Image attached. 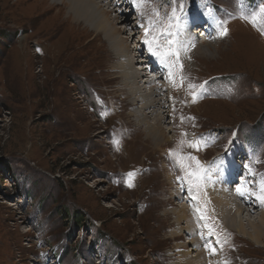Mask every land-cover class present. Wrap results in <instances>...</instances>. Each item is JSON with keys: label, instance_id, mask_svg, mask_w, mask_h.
I'll return each instance as SVG.
<instances>
[{"label": "rangeland", "instance_id": "374dc122", "mask_svg": "<svg viewBox=\"0 0 264 264\" xmlns=\"http://www.w3.org/2000/svg\"><path fill=\"white\" fill-rule=\"evenodd\" d=\"M180 2L184 15L218 12L227 33L206 41L218 45L213 58L196 57L187 77L181 72L178 97L169 96L181 107L162 123L172 140L156 149L129 116L140 110L110 70L117 60L94 15H76L80 0H0V264H182L179 243L189 240L198 260L189 264H264V240L224 226L204 188L228 148L247 159L242 175H253L240 176L238 188L257 191L264 181V0ZM174 6L147 0L140 16L153 23L129 41L154 37L182 54L172 30L161 34L176 21ZM209 20L220 37L221 22ZM198 169L199 178L188 175ZM181 205L185 216L176 214Z\"/></svg>", "mask_w": 264, "mask_h": 264}, {"label": "bare ground", "instance_id": "6f19581e", "mask_svg": "<svg viewBox=\"0 0 264 264\" xmlns=\"http://www.w3.org/2000/svg\"><path fill=\"white\" fill-rule=\"evenodd\" d=\"M80 1L83 11L76 13V15L78 16L80 14L82 19L87 18L85 13L94 15V18L99 25V27H97L99 29L98 34L104 37V41L107 44V49L111 53V57H114L117 60V63L112 64L113 67L110 70L113 71L115 69V71H117L116 74L118 73V75L121 77V90L127 94L128 100L133 106V112L136 111V107H138L140 110V112H134L135 114L130 113L129 116L136 118L134 125L138 128H141L142 131L146 133V138L152 141L153 146L156 149H161L163 145L169 143L172 140V138H170L171 136L166 134L172 131L170 130L172 127H169L167 132V128H164L162 123H164V119H166L167 116H170L175 108L181 107V104L176 102L173 103L169 99V96L178 97L180 88L173 86V82L169 79V71L167 72L165 68L168 67L167 65H174L172 69L173 80H175L176 83H179L181 72H183L187 77L188 73L192 70V67H194L196 64V62H194L196 57H200L202 59L207 58L210 60L215 56L217 50L215 47L218 45L206 41L214 40V42L217 43L218 39H221V36L223 35L217 37L212 33L215 27L212 29L213 23H211L209 20L200 25L204 19H208V16L205 15L201 16V18H198L196 12L193 14L184 15L186 18L183 17L181 20L180 28L176 27V21L168 23V25L161 30V34L172 30L173 33H170L172 34L170 38L174 37L175 41L181 42H178V45L183 48V53L178 54L175 50L164 46V44H160L158 46V51L162 54L161 58L165 64L162 66V64L156 60L155 56L149 52L148 45L144 43V38H140L138 41L134 40V42L132 41L133 43L130 42L135 35H141L142 33L145 34L146 30L148 31V27L150 25L149 23L143 25L145 17L142 18L140 16V9L135 7L136 4L134 3V0ZM58 3L61 4L62 2ZM98 3H101V5H98ZM127 9L131 12H135L137 15V17H135V19H137L136 22L131 20L128 15L129 13H126L129 12ZM142 11H144L142 16L145 15L148 17L150 15L149 11L145 8H142ZM106 12H111L110 14L114 16L113 20L115 23L110 21L108 22L109 19ZM214 13L217 15L218 21L221 22L219 13L216 11ZM118 23L123 24L122 32H120L118 26L115 25ZM126 24L131 26L130 33H127L128 26ZM169 24L172 25L171 28H169ZM208 25L211 26L208 27ZM220 25V29L223 31L224 27L222 22ZM183 27L184 29L182 30ZM191 29L195 33L196 30L200 31V37H204L205 42L200 43L198 40L194 39V32L189 31ZM153 38L154 37H152L151 40ZM155 47L156 46L154 45V48ZM172 53H177L179 55L178 63H176L175 56H173ZM181 61H183V63ZM179 63H182V69L178 68ZM177 74L179 75L176 76ZM176 91L178 92L176 93ZM138 104L139 106H137ZM168 123L170 124V122ZM234 138H236V135ZM234 151L235 149L231 150L228 148V153L223 154V158H221L222 160L218 163L220 168L219 170L217 168L215 170L216 182L214 179H212V177H210V175L213 176V172L210 173L211 168H209L208 175H205L204 180H206V185L204 188L208 195V203L215 213L221 218L224 226L235 230V232L237 231L243 238L250 240L253 244L263 245L264 204H262L260 200L257 199V195H264V193L260 192L261 182H254L255 186L258 184L256 187L258 192L253 190L254 187L248 188L247 192L245 191L244 196H241L236 192L238 185H235V183L236 181L239 183L238 178L242 176L245 179L253 175H242L243 167L246 164L244 161L247 159L244 158V155L240 157L242 152H240L239 157L237 156L238 154L235 156ZM247 156L248 155H246V157ZM255 179L257 180V178ZM173 196L175 199V205H177L178 199L181 201L183 199L182 197L178 196L177 193H174ZM190 197L191 202L195 200L193 199L195 198V194L193 192L192 194L188 193L187 200H189ZM195 203L193 210H197L196 207H199L197 201ZM185 209L186 206L181 205L177 208L176 214L180 215L179 213H181L183 215ZM254 210H256V212H254ZM253 213H259V215H257L255 219L245 217L243 218L244 214L251 217V214ZM183 216L180 217L185 220ZM192 217L200 221L198 210L194 211ZM205 231L206 233L204 234L209 236V231L207 229H205ZM180 232L178 235H181ZM190 245L192 247H190ZM193 246H195V242L192 240H189V243L185 241H181L179 243V247L181 249L179 250L178 254H180L182 258L180 259L181 262L183 261L182 264L192 263L191 261L195 259V262L198 263L197 258H195L194 255L191 256L192 251L194 250Z\"/></svg>", "mask_w": 264, "mask_h": 264}, {"label": "snow or ice", "instance_id": "6c2138e0", "mask_svg": "<svg viewBox=\"0 0 264 264\" xmlns=\"http://www.w3.org/2000/svg\"><path fill=\"white\" fill-rule=\"evenodd\" d=\"M147 2V0H134V3L136 4V6L139 8V7H142L145 3ZM173 4L175 5L173 8H172V12H171V15L169 16V20L171 21L172 19H175L176 20V27L177 28H180L181 27V20L183 19V16H184V6L183 4L180 2V0H172ZM154 13H155V10H153ZM179 13V14H178ZM156 15H158V13H155ZM253 23H255V21L253 20L252 21ZM152 21H149V24L150 26L152 25ZM172 25L169 24V28H171ZM227 33V29L224 28L223 31L220 32V35H225ZM147 30H146V33L145 35H147ZM145 44L148 45V48H149V52H151L153 55H162L159 51H158V46H156L154 48V45H155V38H153L152 40H148L146 39L144 41ZM169 43H171V41H169ZM173 56H175V59H176V63L179 62V55L177 53H172ZM166 63V62H165ZM169 67V79L173 82V86L174 87H180L181 84L183 83V80H184V77L183 76H180V82L179 83H176L175 80H173V67L174 65H167ZM182 65L180 66V68L182 69ZM189 89H193L195 88L196 86L195 85H191L189 84L188 85ZM195 99H196V96L195 94H193V102H195ZM185 143V141H181V144ZM189 147H192V148H196L197 150H199V145L196 143V142H192V143H189ZM170 155H175V153H172L170 152ZM188 159H191V160H195L196 158L195 157H187ZM245 167H248L249 169V172H251V167L246 165ZM128 178H129V181H131V179L134 177L135 173L133 172H129L128 174ZM189 176H194V177H197L199 178L200 176V169H198L196 172H189L188 174ZM179 179V177H178ZM129 187L132 186L131 183H129L128 185ZM260 192L261 193H264V181L261 182L260 184ZM237 193L241 196H244L245 195V192L241 189V188H237ZM257 199L260 200V202L262 204H264V195H257Z\"/></svg>", "mask_w": 264, "mask_h": 264}]
</instances>
